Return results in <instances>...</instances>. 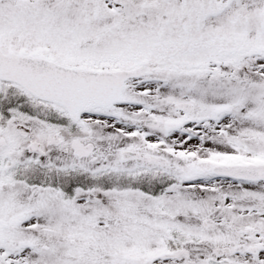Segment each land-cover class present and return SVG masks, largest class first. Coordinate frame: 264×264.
I'll list each match as a JSON object with an SVG mask.
<instances>
[{
  "label": "snow or ice",
  "instance_id": "obj_1",
  "mask_svg": "<svg viewBox=\"0 0 264 264\" xmlns=\"http://www.w3.org/2000/svg\"><path fill=\"white\" fill-rule=\"evenodd\" d=\"M0 264H264V0H0Z\"/></svg>",
  "mask_w": 264,
  "mask_h": 264
}]
</instances>
